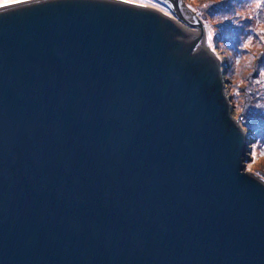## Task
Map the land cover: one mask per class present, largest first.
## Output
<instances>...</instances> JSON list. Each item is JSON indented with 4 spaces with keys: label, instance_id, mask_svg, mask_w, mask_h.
Returning <instances> with one entry per match:
<instances>
[{
    "label": "water",
    "instance_id": "1",
    "mask_svg": "<svg viewBox=\"0 0 264 264\" xmlns=\"http://www.w3.org/2000/svg\"><path fill=\"white\" fill-rule=\"evenodd\" d=\"M158 1L0 3V264H264L224 68Z\"/></svg>",
    "mask_w": 264,
    "mask_h": 264
},
{
    "label": "rangeland",
    "instance_id": "2",
    "mask_svg": "<svg viewBox=\"0 0 264 264\" xmlns=\"http://www.w3.org/2000/svg\"><path fill=\"white\" fill-rule=\"evenodd\" d=\"M130 1L172 14L156 0ZM183 1L202 19L224 68L232 114L251 137L245 169L264 177V0Z\"/></svg>",
    "mask_w": 264,
    "mask_h": 264
},
{
    "label": "bare ground",
    "instance_id": "3",
    "mask_svg": "<svg viewBox=\"0 0 264 264\" xmlns=\"http://www.w3.org/2000/svg\"><path fill=\"white\" fill-rule=\"evenodd\" d=\"M183 10L185 11V9L183 8ZM185 13H186V11H185ZM187 14V13H186ZM189 29H192L193 31H195V27L194 28H189Z\"/></svg>",
    "mask_w": 264,
    "mask_h": 264
},
{
    "label": "flooded vegetation",
    "instance_id": "4",
    "mask_svg": "<svg viewBox=\"0 0 264 264\" xmlns=\"http://www.w3.org/2000/svg\"><path fill=\"white\" fill-rule=\"evenodd\" d=\"M6 1H10V0H2L0 3H2V2H6ZM156 1H158V0H156Z\"/></svg>",
    "mask_w": 264,
    "mask_h": 264
}]
</instances>
